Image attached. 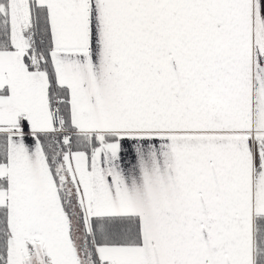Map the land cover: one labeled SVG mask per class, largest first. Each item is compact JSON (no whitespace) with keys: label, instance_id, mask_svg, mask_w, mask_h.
Wrapping results in <instances>:
<instances>
[{"label":"snow or ice","instance_id":"snow-or-ice-1","mask_svg":"<svg viewBox=\"0 0 264 264\" xmlns=\"http://www.w3.org/2000/svg\"><path fill=\"white\" fill-rule=\"evenodd\" d=\"M0 264H264V0H0Z\"/></svg>","mask_w":264,"mask_h":264}]
</instances>
